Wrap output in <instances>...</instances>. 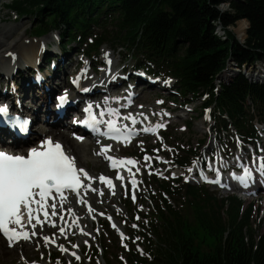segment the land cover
I'll return each mask as SVG.
<instances>
[{"label": "trees", "instance_id": "1", "mask_svg": "<svg viewBox=\"0 0 264 264\" xmlns=\"http://www.w3.org/2000/svg\"><path fill=\"white\" fill-rule=\"evenodd\" d=\"M221 2L13 0L6 7L36 23L30 30L35 37L56 31L61 53L77 44L76 51L87 55L89 63L102 47L120 46L136 59V70L174 80L178 96L201 101L203 110L213 111L220 132H226L228 119L237 137L246 140L256 134L253 121L264 122V81L250 83L239 73L220 83L218 91L214 81L231 61L240 67L264 60V0H233L224 13L217 9ZM242 19L248 22L243 44L228 32L224 39L214 35L218 23L227 27ZM197 157L196 151L177 155L176 164L187 167ZM159 187L155 223L139 231L147 244L145 264H264V234L253 238L250 210L241 215L235 197L218 200L205 188L180 184L179 179L167 178ZM175 194L188 213L171 210L168 198ZM92 251L99 253L95 246Z\"/></svg>", "mask_w": 264, "mask_h": 264}, {"label": "rangeland", "instance_id": "2", "mask_svg": "<svg viewBox=\"0 0 264 264\" xmlns=\"http://www.w3.org/2000/svg\"><path fill=\"white\" fill-rule=\"evenodd\" d=\"M10 1L11 0H0V31H13L16 26H18V31L12 35H5L4 40L7 43L5 46H12L16 41L17 44L18 38L20 37L19 35L21 34H24L22 38L25 41L32 39L33 35L30 31L28 34L25 30L35 27L36 24L33 23L30 17L17 18L12 11L5 8L4 6L10 3ZM243 24H245V27L248 25L247 22L242 19L237 21L232 28L240 33V28ZM48 35H50L51 38L46 41L47 52L43 58L45 65H50L52 63L48 64L46 62V59H49V57H52L54 59L53 61L56 60V62H58L59 57L71 58L77 62L76 67H74L73 70L71 68L69 76L64 78L66 85H69L70 77L73 78L75 76L78 72V68L84 69L87 67L88 72L96 76V73L101 70V67L106 68L111 66V61L106 60V54H104V52L111 54L110 59L113 65L109 72H118L124 67L131 68L133 75L136 72L134 70L136 59L120 46H116L115 48L110 46L102 47L100 55L94 58L93 63H89L86 59H82V56L78 58V53H76L77 44H70L69 46L71 47H68L69 50L67 53H60L61 50L58 48V33L52 31ZM242 37L245 39V35ZM228 45H230V43ZM6 48L7 47H2L4 51H2V53L5 54ZM109 62L110 65H107ZM98 65L101 66L98 67ZM227 67L236 70L235 73L241 71L243 75H247L250 71V67L238 69L231 63H229ZM101 73L102 72L98 73L99 77ZM233 73L234 72L231 71V74ZM225 74H229L228 69ZM150 79L154 81L152 84L148 85L146 79V87L139 85L134 88L135 93L143 92L141 94L143 98L139 102L135 101V103H132L130 108L132 112H135L139 108L144 107V113L146 115H154L155 118H158V122H155L153 127L163 128L164 126H168V131L165 133L163 139L158 135L143 134L133 143L127 144L124 147L116 144V155L121 159H125V161H134L136 166L130 174L127 175L128 177L126 176L124 178L119 192L111 196L104 194L101 206H107L105 215L100 216L98 221H94L93 224H89L86 218L81 217L80 221H83L82 225L88 230L86 234L81 232V228L75 229L73 227V229L64 230V233L68 236L63 237L57 230V227L52 226L54 222L53 224L51 222L41 225L42 234L41 236L34 235V241L31 245L17 243L15 246L9 248L0 237V264H145V261L149 263V260H147L144 255L147 244L143 240V237L139 235V231L143 225L151 227V223H155L156 216L154 217L152 215L156 214L153 207L156 208L158 202L161 201L160 182L167 178H183V180H186L189 179L194 172L198 173L203 171L208 154L212 159V154L209 151V147L206 145L208 140H210L209 135L211 137V142L214 141L216 143L217 147L221 149L223 156L226 153V149L232 148L230 144L225 145L223 141L220 144L214 139L215 134L213 131L216 126L214 119L212 118L209 120L208 118V116H213V111H203L201 108V101L191 100L188 96H184V98L178 96L175 91L174 80H164L157 77ZM141 82L145 83L144 81ZM164 82L171 84L168 92L160 88V85L162 83L164 84ZM130 87L131 86L127 84L125 85L123 90H121L124 94L120 99L128 95ZM3 88H5V86L1 83L0 89L2 90ZM26 99L27 98L24 97L22 101L24 102ZM25 104L28 103L25 102ZM163 105L170 109H176V113L171 114L163 108ZM48 107L50 110L51 106L49 101L47 104V108ZM15 108L22 110L19 106H15ZM41 113L43 114V112ZM156 114H161V117L156 116ZM130 115L132 114H129L127 111L125 117H128V119L123 118L121 119L122 122H131L129 120ZM173 121H178V124L174 127L170 125V122L172 124ZM68 122L67 120V123ZM39 126H42L40 121L32 125L31 131H33V138L36 133L40 132L41 127ZM55 128L61 131L65 130L63 125ZM216 133H219V130H217ZM39 139V137L34 138V140ZM84 140L86 141V139ZM212 144L215 145L214 143ZM190 151L198 152L200 157L199 160L193 162L191 166L181 169L178 168L175 162L171 161V159L176 161L177 155L181 157L187 156ZM132 152H135L136 155L132 154ZM165 159H167V164L163 163ZM95 160L100 159L94 155L89 157V165L92 166ZM101 163L106 172H103L101 169H91L93 174L98 175V177L112 176L115 178L118 176L117 172L108 173L107 170H109V168L106 167V163L104 161H101ZM132 180L135 181V185H130L133 184ZM207 189L208 193L218 200L225 196V194L213 191L210 188ZM177 193H179V191ZM182 200L183 198L180 197L179 194H175L171 200L168 198L169 204H171V210H180L182 214L188 213L185 205L183 207L179 206ZM79 206V208L83 209L85 212H90V209L87 211L82 205ZM62 215L65 218L70 217L69 213L66 214L65 211ZM111 219L116 224V227L113 229L110 228L108 224ZM117 229H121L123 234L118 235L120 232ZM263 232L264 230L261 233ZM259 234H257V236ZM199 235L202 236V233ZM120 236H122L123 239L120 238ZM45 238H47V242ZM55 239L58 240L55 246L50 247L48 243ZM94 246L99 251L97 255L92 251ZM61 248L65 249V251H62Z\"/></svg>", "mask_w": 264, "mask_h": 264}, {"label": "bare ground", "instance_id": "3", "mask_svg": "<svg viewBox=\"0 0 264 264\" xmlns=\"http://www.w3.org/2000/svg\"><path fill=\"white\" fill-rule=\"evenodd\" d=\"M232 0H223L221 4L218 6V10L221 12H229L230 9V2ZM247 22V21H246ZM248 24V22H247ZM214 34L220 38L224 39V31L220 23L215 25ZM228 30H233L236 32L237 40L242 43L243 42V35L248 28V25L245 27L243 24L240 28V33L237 32L232 28L231 25L227 26ZM31 28L25 30L28 32ZM18 31V26L14 28V30L9 31H0V85L1 83L5 88L2 90L0 89V100L5 103L6 106L10 107L13 104H18V106L22 109L19 113L22 115L29 117L33 123H36L38 120L43 119L44 114L41 111L49 110L47 108V104L49 101L50 106L53 105V99L56 96H60L63 89L68 88L66 82H64V78L69 76L71 73V68L73 70L76 67L77 62L72 60L71 58L67 57H59L58 62H54L50 65L44 64V55L47 52L46 48V41L51 38L48 34H42L36 38H32L28 41H25L22 36L24 34L19 35L18 43L16 42L12 46H5L7 43L5 42V35H12ZM53 37V36H52ZM2 47H7L5 50V54L2 53ZM4 52V51H3ZM106 54V60L111 61V66L106 68H101L102 71L95 72L96 76L91 75L88 72L87 67L82 70V74L79 80V84L77 87L71 88L73 92V96L71 97L73 100L78 99L81 102L87 100H98L100 95L116 93L119 95L116 99H119L121 96V90L125 87L126 83L133 80L131 88L129 89L130 93V100L134 101H141L143 97H141L140 93H135L134 88L136 86L142 85L146 87V83L141 82L140 80L136 79L131 72V68L124 67L118 72H109L113 62L110 59L111 54L104 52ZM43 59V62H42ZM233 64V62H232ZM235 65V64H233ZM236 66V65H235ZM80 68H78V71ZM101 73L100 77L98 73ZM228 72H231V69H228ZM77 74V73H76ZM247 76L250 77L251 80H264V60H261L255 63L251 68L250 71L247 73ZM128 78V79H127ZM127 79V80H126ZM14 80V81H13ZM170 83L164 82L160 85V88L167 92L170 89ZM8 87V90H7ZM82 88L87 89V93L81 95L79 90ZM6 91V92H4ZM134 95V98L132 96ZM127 96V95H126ZM26 97V101H22V99ZM169 98V97H167ZM121 100H124L121 99ZM28 103V104H25ZM97 103L93 104V108L97 110ZM101 106H107V99H103L100 103ZM162 106V104H161ZM163 108L169 111L171 114L176 113V109H170L167 107ZM123 111L129 112L130 115V124L132 128H141L140 122H143V126L146 129L153 130V125L158 120V118L152 116H148L144 113V107L139 108L137 111L132 112L130 105H123ZM50 112H53L50 110ZM111 118L115 121H119L123 118L121 115L118 117V114L113 110H107L106 112ZM156 116L161 117V114H156ZM132 119H135L137 122L135 124L132 123ZM56 121L55 125H62L65 123L66 119H58L54 117ZM178 124V121H173L170 125L174 127ZM54 124H49L48 127L39 126L41 127L40 132L34 135V138H47L51 139L54 143L58 141L63 146V151L68 155V157L72 158L75 163V167L77 169H83L92 180H85V184L90 185V188L94 189L95 191L92 193L91 191H86L83 189L79 197H70L68 200L64 201L63 206H57V215L52 216V210H49V215L47 217V224L54 222L57 227V230L60 232L63 229V235L65 237L68 236L64 233V230L68 229H79L81 228V232L87 233L88 230L82 225L80 218H86L89 224H93L94 221H98V218L102 215H105L107 211V206H101V201L103 199L104 194L111 196L112 194L119 192L120 186L122 185L124 178L130 174L133 168L136 166L134 164H119L117 163L115 167H113V161H125V159H121L115 153L116 144L107 143L106 146H101L94 141H85L80 136H75L73 133L71 134L67 127H65L64 131L58 130L52 126ZM255 126L259 129L260 138L256 141L255 144L247 143L246 152L243 155L242 163L247 164L253 160V157H257L259 159L264 160V124H257ZM37 128V125H36ZM2 132L6 133L7 130H2ZM33 132V131H32ZM29 139L25 141H20L22 146H27L28 142L31 138H33V133ZM43 139L40 140V143ZM121 144H118L120 146ZM4 149L6 148L7 151L12 150L13 147H1ZM27 147L23 148L25 150ZM7 151H2L7 154ZM132 154L136 155V153L132 152ZM97 156L101 161H104L106 164L109 161H112V168H110L108 173H116L121 179H116L113 181L112 187H109L107 184L106 187L103 186V183L100 182L98 175L93 174L91 169H101L103 172H106L104 169L103 164L100 160H95V163L90 166L88 158L91 156ZM111 158V159H110ZM128 161V160H127ZM108 166V165H107ZM104 177V176H103ZM128 177V176H127ZM84 179V178H83ZM253 187L257 189L258 194L253 197H246L248 202H253L255 208H259V215L256 218V223L261 225L262 229L264 230V188H258V184L254 183ZM102 193V194H101ZM70 195L71 193H65ZM71 204V205H70ZM82 205L85 208V205L90 206V212H85L83 209L79 208ZM35 209V205L33 206ZM47 208L46 210H48ZM65 211L66 214H70L69 218L62 217V213ZM26 218V216H25ZM24 218V219H25ZM41 220V224H37L36 220L33 219L32 224H27L22 228V231L28 232L30 234L29 240H21L19 243H23L25 245H31L33 240V236L31 235L32 232H35L37 236H41L42 230L41 225H44V218L39 217ZM112 220V219H111ZM261 223V224H259ZM33 225L35 227H33ZM58 240H53L48 245L50 247H54ZM78 250V249H77Z\"/></svg>", "mask_w": 264, "mask_h": 264}, {"label": "snow or ice", "instance_id": "4", "mask_svg": "<svg viewBox=\"0 0 264 264\" xmlns=\"http://www.w3.org/2000/svg\"><path fill=\"white\" fill-rule=\"evenodd\" d=\"M65 99L66 97H62L61 102L63 103ZM5 116H8V109L6 106H0V117ZM136 122L132 119L133 124ZM26 124L27 121H24L20 126L24 128ZM109 127L114 128V125L110 124ZM45 149L33 148L26 157L0 152V232L8 238L10 244L14 240L30 239V234L22 231L26 226L25 216L27 224H32L33 219L37 224H41L38 213L43 212L47 218L49 213L46 209L51 208V215H57L55 195H59L63 202L67 199L63 195L64 190L70 189L79 196L78 189L83 188L87 191L90 188V185L82 182L81 177L83 176L84 180H92V177L83 169H77L72 158L63 153L59 144L53 146L49 141ZM117 163L134 164V161H113V167ZM250 175V172L247 173L248 177ZM116 179L121 177L117 176ZM99 180L112 187V182L105 177L101 176ZM133 184H135L134 180ZM49 199L53 200L51 204L48 203ZM60 232L63 235V229ZM35 234V232L31 233V235ZM45 241L47 242V238ZM61 250L65 251L63 248Z\"/></svg>", "mask_w": 264, "mask_h": 264}]
</instances>
